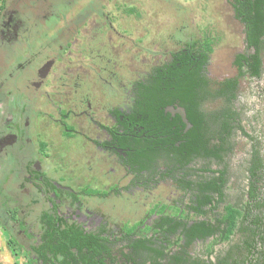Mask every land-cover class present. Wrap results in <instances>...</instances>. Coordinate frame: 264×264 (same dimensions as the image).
Returning <instances> with one entry per match:
<instances>
[{
	"label": "flooded vegetation",
	"instance_id": "1",
	"mask_svg": "<svg viewBox=\"0 0 264 264\" xmlns=\"http://www.w3.org/2000/svg\"><path fill=\"white\" fill-rule=\"evenodd\" d=\"M35 1L40 9L32 0H13L0 17V229L8 244L35 259L30 247L41 241L44 214L111 241L120 238L123 226L152 230L161 217L156 206L164 204L152 205L141 221L119 225L108 219L104 204L150 193L160 183L178 193L163 212L171 215L177 206L175 217L187 227L204 220L191 209L190 193L218 173L205 170L206 159L194 158L186 167L196 166L197 174L181 172V184L173 178L172 162H142L141 152L159 143L154 128L133 110L148 73L141 71V52L158 54L150 67L171 62L172 51L186 44L179 37L183 28L174 44L168 16L163 42L155 14L142 20L139 0H116L111 9L110 0H67L65 6L60 0ZM131 7L133 13L127 12ZM179 109L184 111L174 102L164 113L182 119ZM182 122L187 133L191 125ZM260 154L264 164V147ZM259 190L264 198V180Z\"/></svg>",
	"mask_w": 264,
	"mask_h": 264
},
{
	"label": "trees",
	"instance_id": "2",
	"mask_svg": "<svg viewBox=\"0 0 264 264\" xmlns=\"http://www.w3.org/2000/svg\"><path fill=\"white\" fill-rule=\"evenodd\" d=\"M232 8L234 17L243 25L246 51H252L251 54H238L234 65L240 75L248 74L258 79L261 76L260 51L264 43V0H234ZM127 12L133 13V8ZM203 34L198 39L189 38L183 48L173 50L171 62L148 69L140 82L139 106L133 107V110L140 122L154 128L151 134H155L159 143L158 148L153 144L150 149L141 152L142 162L153 163L158 159L163 166L172 162L173 178L177 179L181 172L185 173L188 169L190 174L192 169L186 165L194 158L213 161L220 166L212 172H217L218 177L205 178L199 188H193L196 193H190V200L194 198L191 209L204 220H197L187 227L175 217L177 206L173 207L171 215L163 212L167 206H156L161 217L154 229L123 226L119 230L120 238L111 236L114 240L111 241L97 234H85L78 225L44 214L41 218V241L30 247L36 256L30 259L31 263L264 264V198L259 190L264 172L260 154V149L264 147L261 122L264 110L256 119L260 125L258 135L251 137L242 131L239 124L235 125L237 113L231 101L235 96L237 77L222 81H211L207 77L206 68L215 39L205 32ZM243 68L245 71H242ZM210 99H221L222 104L216 110H207L205 106ZM174 102L186 113L191 125L187 133H183L185 125L180 117L171 120L169 113H164V108ZM236 130L243 132L254 144L246 168L249 189L240 206L224 204L217 210L225 198L227 169L223 165L224 156L233 147ZM182 180L180 177L181 184ZM186 183L191 184L190 181ZM186 183L184 188L189 187ZM193 203L197 206L194 207ZM207 204L209 209H202ZM149 231L150 236L147 235ZM209 237L213 239L206 246L207 257L194 254L195 242L204 243ZM219 242L227 243V248L214 250ZM212 255L213 258H210Z\"/></svg>",
	"mask_w": 264,
	"mask_h": 264
},
{
	"label": "rangeland",
	"instance_id": "3",
	"mask_svg": "<svg viewBox=\"0 0 264 264\" xmlns=\"http://www.w3.org/2000/svg\"><path fill=\"white\" fill-rule=\"evenodd\" d=\"M13 0L1 1L0 17L4 13V7L7 9L12 7ZM30 1V0H29ZM36 2L35 0H32ZM41 1V0H40ZM121 1V0H117ZM142 20L148 21V16L155 14L156 28L162 34L164 42L168 16L173 20V30L170 35H173V43H176L180 28H183L181 36L182 41L189 38L198 39L205 32L207 36H213V52L209 56L206 75L211 81H222L227 78L237 77V88L233 98L232 107L237 113L235 125L239 124L244 133L249 136L258 135L260 125L256 122L258 115L264 110V43L260 51L261 57V76L258 79L251 78L248 74L240 75L237 67L234 65V60L238 54L248 53L244 43L243 25L234 17L233 11L229 6V0H139ZM50 3V1H48ZM61 6L66 5L67 0H60ZM83 2V1H82ZM116 0H110L108 6L114 7ZM53 3V2H52ZM37 8H41L40 2H36ZM65 12L68 9H63ZM156 12L162 15L158 18ZM165 15H167L165 17ZM147 16V17H144ZM144 18V19H143ZM132 20L131 18H129ZM148 23V22H144ZM160 26L166 27L161 31ZM43 27V26H42ZM47 30L53 29V24L46 27ZM167 33V34H166ZM168 38V35L166 36ZM144 42V39H142ZM148 41V40H146ZM264 41V37H263ZM169 43V40L167 41ZM172 44V47L175 46ZM146 46V42L141 43ZM147 47V46H146ZM152 49V48H151ZM141 71L145 73L150 64L158 60L157 53L141 52ZM128 63V62H126ZM155 64V63H154ZM242 71H245L244 68ZM132 74V69L129 71ZM113 101V100H112ZM114 101H116L114 97ZM112 103V102H111ZM222 104L221 99H210L206 103L205 109L216 110ZM263 115L261 116L262 122ZM260 122V123H261ZM243 132L236 130L233 135V147L230 152L224 156L223 165L227 169V182L224 187V200L217 206V210L221 209L224 204L240 206L241 201L245 199V188L247 186L246 168L251 159L252 148L254 144L252 139L245 137ZM205 170L216 171L220 168L215 162H204ZM194 176H196V169ZM209 177V174L206 175ZM264 180V172H263ZM262 180V183H263ZM178 193H175V188L170 187V183H160L150 193L136 192L134 195H124L122 199H109L104 204L107 217L113 224L128 223L141 221L145 215H148L152 205L156 203L166 204L168 200H174ZM212 237H209L204 243L195 242L193 253L206 258V246L212 242ZM227 243H217L214 250L219 251L222 248H227ZM120 245L118 244L117 247ZM213 258V255L210 257ZM31 256L26 253L23 248L16 244H11L7 241L6 235L0 229V264H37L30 262Z\"/></svg>",
	"mask_w": 264,
	"mask_h": 264
},
{
	"label": "water",
	"instance_id": "4",
	"mask_svg": "<svg viewBox=\"0 0 264 264\" xmlns=\"http://www.w3.org/2000/svg\"><path fill=\"white\" fill-rule=\"evenodd\" d=\"M178 112L181 115L183 121L187 124L188 122H187V120L185 118L184 111L179 109ZM262 138H263V145H264V114H263V118H262Z\"/></svg>",
	"mask_w": 264,
	"mask_h": 264
},
{
	"label": "built area",
	"instance_id": "5",
	"mask_svg": "<svg viewBox=\"0 0 264 264\" xmlns=\"http://www.w3.org/2000/svg\"><path fill=\"white\" fill-rule=\"evenodd\" d=\"M1 1H3V0H0V7H1Z\"/></svg>",
	"mask_w": 264,
	"mask_h": 264
}]
</instances>
